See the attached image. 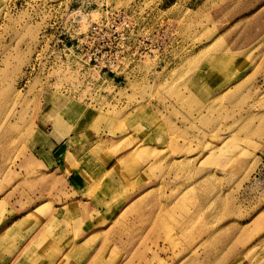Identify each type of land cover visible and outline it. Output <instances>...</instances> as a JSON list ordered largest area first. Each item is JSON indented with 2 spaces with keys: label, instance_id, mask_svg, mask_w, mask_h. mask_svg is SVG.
Instances as JSON below:
<instances>
[{
  "label": "rangeland",
  "instance_id": "374dc122",
  "mask_svg": "<svg viewBox=\"0 0 264 264\" xmlns=\"http://www.w3.org/2000/svg\"><path fill=\"white\" fill-rule=\"evenodd\" d=\"M107 6L144 30L168 27L165 54L112 76L82 65L69 37L52 49L42 36H56L65 17L84 30ZM51 135L71 137L81 162L125 156L115 196L124 208L108 237L124 258L102 264H209L201 254L234 230L246 255L230 264H264V0H0V226L6 209L24 210L14 206L20 188L35 189L32 150ZM149 186L170 209L143 214L148 193L130 208Z\"/></svg>",
  "mask_w": 264,
  "mask_h": 264
},
{
  "label": "crops",
  "instance_id": "0c3cea01",
  "mask_svg": "<svg viewBox=\"0 0 264 264\" xmlns=\"http://www.w3.org/2000/svg\"><path fill=\"white\" fill-rule=\"evenodd\" d=\"M235 46L233 41V48ZM69 138L66 135L61 138L51 135L49 143H38L32 150L39 175L33 191L25 192L22 197L21 188L19 190L14 208L24 207V210L19 211L20 214L14 211L13 216L7 215V209L4 212L5 218L0 226V264H93L97 259L102 264L106 258H124L122 241L116 239L115 245L118 243L119 248L111 249L108 237L112 236L114 227L110 218L124 208L115 196L126 185L122 178L125 164L121 162L125 156L111 158L112 152L105 162L95 164L88 158L81 162L80 147H75ZM139 166L131 167L134 172L131 179H138ZM136 183L142 184L139 179ZM150 186L133 197L131 209L139 210L137 200L147 193L140 202L143 208L147 207L143 214L156 208V203H153L155 198L149 194L155 188ZM49 202L53 205L48 211L37 214L39 216L32 227L27 225L12 231L14 223L22 220V225H26L25 216L31 211L40 212V207ZM131 226L134 231L143 229L134 222ZM235 233L234 230L219 237L218 246L211 245L200 258H207L206 263L209 264H230L236 258L245 257V246L236 244L238 235ZM19 236L21 239H18ZM93 239L96 243H92ZM132 241L133 246L139 243L134 237ZM107 251L111 253L107 254ZM195 258L199 259L198 254Z\"/></svg>",
  "mask_w": 264,
  "mask_h": 264
},
{
  "label": "built area",
  "instance_id": "2783aa9c",
  "mask_svg": "<svg viewBox=\"0 0 264 264\" xmlns=\"http://www.w3.org/2000/svg\"><path fill=\"white\" fill-rule=\"evenodd\" d=\"M69 3L59 1L54 5L68 11L72 5ZM101 11L99 20L91 21L84 30L77 31L74 17H65L56 36L49 33L42 36L50 39L48 46L52 49L65 47L70 40V48L65 49L72 48L75 58L82 65L112 76L126 74L130 67L136 66L135 62L143 58L151 55L158 58L165 54L171 33L168 27L147 31L135 23L126 9L115 11L107 6Z\"/></svg>",
  "mask_w": 264,
  "mask_h": 264
},
{
  "label": "bare ground",
  "instance_id": "6f19581e",
  "mask_svg": "<svg viewBox=\"0 0 264 264\" xmlns=\"http://www.w3.org/2000/svg\"><path fill=\"white\" fill-rule=\"evenodd\" d=\"M194 189V188H193ZM189 190H190V188H189ZM137 206V205H136ZM157 206H159V208L160 209H170V207H169V204H165V205H160V203H157ZM157 206H156V208H157ZM200 207V206H199ZM153 214H155V212H152Z\"/></svg>",
  "mask_w": 264,
  "mask_h": 264
}]
</instances>
